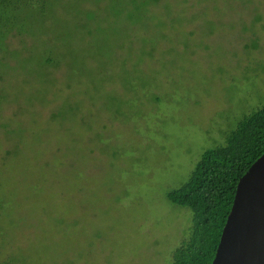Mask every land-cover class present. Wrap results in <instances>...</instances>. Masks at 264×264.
Listing matches in <instances>:
<instances>
[{
    "label": "rangeland",
    "instance_id": "rangeland-1",
    "mask_svg": "<svg viewBox=\"0 0 264 264\" xmlns=\"http://www.w3.org/2000/svg\"><path fill=\"white\" fill-rule=\"evenodd\" d=\"M264 104V0H5L0 264H172L168 192Z\"/></svg>",
    "mask_w": 264,
    "mask_h": 264
},
{
    "label": "trees",
    "instance_id": "trees-1",
    "mask_svg": "<svg viewBox=\"0 0 264 264\" xmlns=\"http://www.w3.org/2000/svg\"><path fill=\"white\" fill-rule=\"evenodd\" d=\"M263 153L264 104L238 122L225 144L203 153L186 183L168 192L193 212L191 235L173 252L172 264L212 263L238 182Z\"/></svg>",
    "mask_w": 264,
    "mask_h": 264
},
{
    "label": "water",
    "instance_id": "water-1",
    "mask_svg": "<svg viewBox=\"0 0 264 264\" xmlns=\"http://www.w3.org/2000/svg\"><path fill=\"white\" fill-rule=\"evenodd\" d=\"M211 264H264V153L238 182Z\"/></svg>",
    "mask_w": 264,
    "mask_h": 264
}]
</instances>
